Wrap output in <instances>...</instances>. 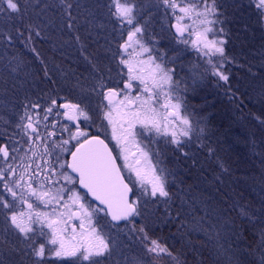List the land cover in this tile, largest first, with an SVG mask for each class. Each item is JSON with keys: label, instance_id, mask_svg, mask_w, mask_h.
Instances as JSON below:
<instances>
[{"label": "snow or ice", "instance_id": "snow-or-ice-1", "mask_svg": "<svg viewBox=\"0 0 264 264\" xmlns=\"http://www.w3.org/2000/svg\"><path fill=\"white\" fill-rule=\"evenodd\" d=\"M59 2L67 17V28L76 30L72 23L76 19L72 14L73 3L71 0ZM160 5L166 16L170 12L175 18V24L170 25L175 28L173 39L185 46L191 45L208 57L212 75L227 84L230 76L221 68L230 57L225 51L227 41L217 38L225 32L223 27H218L223 25L225 15L218 0H159ZM247 6L254 9L257 22L264 26V0H249ZM106 7L114 21L113 30L119 36L116 50L112 52L117 61L116 78L111 75L110 67L105 66L108 73L105 75V69L89 61L93 73L87 86L77 81V98L49 95L46 105L39 100L25 103L14 129H19L27 137L25 143L29 144L31 156L25 152L24 157L29 160L39 157L43 166L15 165L17 159H24L16 155L20 151L16 146L19 142L9 136L8 143H0V214L7 225L5 231L13 230L18 234L23 245L20 250L29 256V264H48L52 257L59 260L75 258V264H106L115 254L117 245L112 236L106 235L105 229L118 228L122 221L131 233L129 239H138L142 250V254L130 258L129 264H155L162 257L180 264L166 244L149 235L146 225L136 227L134 218L143 215L141 197L156 201L163 198L167 204L172 194L169 190L171 173L151 163L148 151L136 140L138 133L135 129L139 125L140 135L148 132L170 137L167 143L174 145L184 157L195 156V152L186 149L191 150L194 145L204 147L198 135L203 129L199 124L194 127L191 118L183 114L182 97L173 95L176 91L173 87L174 69L168 65L179 58L180 52L176 51L166 59L168 53L156 47L159 42L154 37L145 41L148 20L143 16L144 9L139 0H109ZM236 7L243 5L237 4ZM24 11L26 0L23 4L21 0H0V13L17 14L22 18ZM27 27L34 30L36 36L41 35L33 25ZM16 33L17 37H24L21 43L32 40V31L26 37L20 29H16ZM6 39L15 42L11 34H6ZM75 39L80 41V36L77 34ZM83 48L81 45L82 52ZM30 50L40 58L34 46ZM214 56L221 58L218 63H213L211 57ZM133 90L138 94L133 95ZM50 115L62 116L70 122L61 126L59 139H46L57 135L47 131L49 125L46 122ZM96 120H100L105 131L111 128L112 139L120 147L123 167L130 175H135L139 184L141 191L138 195H131L133 189L125 182L117 157L105 141L98 135H90L81 126L95 124ZM260 122L264 123V120ZM177 125L179 130L175 127ZM42 126L46 135L41 132ZM65 133L67 138H64ZM130 145L135 146V152ZM208 151L212 153L214 149ZM17 167H20L19 173ZM220 167L227 171L223 163ZM77 184L98 202L95 207H87L81 193L70 187ZM19 205H26L27 211L18 210ZM40 206L49 210L43 211ZM240 214L253 223V216L246 210L241 209ZM252 240L256 242V249L249 244V254L255 250L264 253V228L254 233ZM10 250L17 251V246H11ZM260 264H264V254L260 257Z\"/></svg>", "mask_w": 264, "mask_h": 264}, {"label": "rangeland", "instance_id": "rangeland-1", "mask_svg": "<svg viewBox=\"0 0 264 264\" xmlns=\"http://www.w3.org/2000/svg\"><path fill=\"white\" fill-rule=\"evenodd\" d=\"M108 2L109 0H80L75 6L73 5L72 14L76 19L72 23L76 26V30H69L66 26L67 17L63 13V6L60 5L59 0H43L42 2L33 0L34 9L30 11L35 15L36 22L44 23L46 28L44 29V24H39V26L36 24L34 27L39 31L42 28L44 29L47 36L42 34V37L44 36L42 40L44 43L46 41L48 46L45 51L40 48L42 50L40 58L35 57L34 59L33 66L37 62L39 64L37 69L29 71L30 76L34 79L35 95L33 101L39 100L41 104L46 105L49 95H58L69 99L77 98L79 92V89L75 87L77 81L79 80L81 85L87 86L91 78V76H88L79 79L76 76L78 69L85 68L88 72L91 71L92 74L93 69L89 61L94 63L97 61L95 57L98 55L92 54V48L90 47L92 43H95L90 40L91 35H96L97 38L93 40L102 45L99 54L105 55V57L108 55L109 61L113 62L103 64L101 69H105V66L110 67L112 69L111 75L116 78L117 61L112 57V52L116 50L119 36L113 30L114 21L110 19L106 7ZM218 3L222 5L221 10L225 13L222 17L224 23L218 27H223L225 32L220 33L217 38H223L227 41L225 51L226 55L230 57V60L224 61L221 68L230 76L227 84L212 75L211 65L207 63L208 57L198 53L191 45L185 46L173 39L175 28L170 27V25L175 24V18L171 16L170 12L167 16L165 15L163 6H158L159 0H139V4L144 9L143 16L148 20L144 34L145 41L154 37L159 42L156 47L168 53L166 59L172 57L176 51L180 52L179 58L168 65L174 69L173 87L176 91L173 95L182 97L183 114L191 118L194 127L199 124V127L203 129L198 135L204 147L198 148L194 145L191 150L186 149V151L195 152V156L184 157L175 150L174 145L167 143L170 137L156 136L154 133L148 132L140 135L141 129L137 125L135 129L138 133L136 140L142 148H145V151H148L151 163L158 164L159 167L171 173L169 175V190L172 199L165 204L163 198L156 201L141 197L143 215L134 219L136 227L141 224L146 225L149 229V235L166 244L180 263L193 264L195 257L192 255L195 254L193 253L195 251H197L196 254L199 258L198 255L203 256L201 253L205 250L210 251L211 249V254L214 255L216 252L219 253L217 250L225 248L224 252L227 255L229 252L235 253L233 249L236 248L242 254V264H260V257L264 253L255 250L252 254H249L251 251L248 248L249 244L252 245V249H256V242L252 240V237L247 239L243 235L242 229L250 231L253 235L264 228V203L259 204L257 200L261 195L264 196V192L263 194L260 193V196L252 190H248L249 193L246 195L243 194L244 197H249V195L252 197L247 206H243L242 200L236 203L228 202V197H233L234 194L238 197L240 194L237 191H240L245 185L247 186L246 189H249L255 187L257 183L251 181L248 185L239 181L240 178L235 176L237 171L240 174V155L235 157L234 165L230 167L231 171L236 170V174L227 178L230 172L227 174L226 171L221 169V162L216 163L217 150L212 148V146H216V143L211 141V132L207 128L211 125V119L215 115L211 112V106L222 105L232 124L240 128L245 122V116L242 113L243 98L247 97L248 103L253 105L254 108L259 107L261 104L264 105V26L257 22L254 9L247 6L249 0H218ZM237 4H241L243 7L238 8L236 7ZM75 7L78 8L74 9ZM49 30L54 36L48 37ZM77 34L80 36V41L75 39ZM81 45H84L83 52ZM108 45L111 46L107 47ZM13 47H16V45ZM85 56L88 59H85ZM211 59L213 63H218L221 58L214 56ZM41 60L43 63H41ZM45 71H47V76ZM71 74H74V76L71 77ZM105 75H108L106 69ZM235 93L239 95L235 96ZM136 94L138 92L133 90V95ZM29 100L32 101L31 97H28ZM239 100H241V104H237ZM17 121L18 115L15 116L14 122ZM207 121L209 125L206 124ZM46 123L49 125L47 131L57 133L56 137H46L50 140L59 139L61 126L70 122L62 116L50 115ZM106 123L105 121L104 124ZM53 125L55 126L53 127ZM81 126L90 135L104 137L109 142L116 154L117 163L121 166L125 181L133 189L131 195L133 197L138 195L141 191L139 184L136 182L135 175H130L127 169L123 167L124 162L120 157V147L112 139L111 128L108 127L105 131L101 127L100 120H96L95 124H82ZM175 127L179 130L178 125ZM11 131L13 132V129ZM15 131L14 137L17 138L14 141L20 143V151L16 155L24 157V153L28 152V156H31L29 144L25 143L27 137L23 136L20 130L19 132ZM41 132L45 133L43 126ZM18 136L21 138H18ZM64 138H67L66 133ZM130 147L133 152L136 151L135 146L130 145ZM239 147L241 148L240 145ZM209 148L214 149V152L209 153ZM193 160H195V163H193ZM22 163H29L32 168H35L37 164L43 166V161L39 157L32 160L24 157L23 161L17 159L14 162L17 166ZM142 164L146 166V162L143 160ZM204 167L209 170L208 173L203 171ZM17 172H20V167H17ZM70 187L76 188L81 193L83 203L87 207L92 208L97 205L79 188L78 184L70 185ZM0 189L2 190V186ZM209 194H211L212 200L211 207L210 201L209 205L207 204L208 201H205ZM221 196H227L226 201L221 202ZM217 206L224 209L217 211ZM40 207L43 211L49 210L43 206ZM241 209L246 210L249 215L253 216V223L248 222L247 216L240 214ZM18 210L27 211V206L19 205ZM210 214L214 217H211L209 226L206 219L210 217ZM124 224L125 222H122L118 228L105 229L106 235L112 236L117 245L115 254L108 259L106 264H129L131 257L142 254L139 240L135 237L129 239L131 233L129 228L124 227ZM184 245L186 246L184 247ZM202 248L205 250H202ZM24 258L26 264H28L27 260L30 259L27 255H24ZM233 259L231 257L230 264H241L239 257ZM55 262L75 264V258L59 260L52 257L49 259L48 264H54ZM174 262L172 259L162 257L155 264H171ZM81 264H87V262H81ZM211 264H215V260H212Z\"/></svg>", "mask_w": 264, "mask_h": 264}, {"label": "trees", "instance_id": "trees-1", "mask_svg": "<svg viewBox=\"0 0 264 264\" xmlns=\"http://www.w3.org/2000/svg\"><path fill=\"white\" fill-rule=\"evenodd\" d=\"M42 1L43 0H40V2ZM79 1L80 0H71L74 6ZM21 2L23 4L24 0H21ZM33 5V0H26V11L23 12L22 18L17 14H12L11 16H9L6 13H0V118H2L0 119V143H8L9 141L7 140V137L9 136H12L13 141L15 140V138H17L14 137V124L18 122H14L15 116L22 113L21 111L24 109L25 103L28 101V97H31L32 101L34 100V79L30 76L29 71L31 69H37L39 64L37 62V64L33 66L36 55L30 50V48L34 46L40 54H42V50L45 51L48 49L46 41L44 43V41L42 40V38L44 37H42V34L46 35L44 33V29L46 28L45 24L36 22L35 15L30 11L34 9ZM77 8L78 7H75L74 9ZM36 24H38V26L39 24H44V29L42 28L40 30V36H36L35 31L27 27L28 25L36 26ZM16 29H20L21 31H23L25 33V37L28 35L29 31H32V40L21 43V40H24V37H17ZM6 34H11L14 37L15 42L10 43L6 39ZM51 35L53 34L49 30L48 37H51ZM94 38H97V36L91 35L90 40L94 41L95 43H92L90 47L92 48V54L98 55L95 57V59L97 60L95 61V63L100 66V68L107 62L113 63L112 61H109L108 55H106L107 57H105V55L99 54L102 45H99L97 41L93 40ZM14 45H16V47H13ZM110 46L111 45H108L107 47ZM40 48L42 50H40ZM76 74L79 79H82L83 77L86 78L90 76L91 71L88 72L85 68H79ZM73 76L74 74H71V77ZM234 95L236 96L239 94L235 93ZM234 95H232V97H234ZM261 99L263 100V98ZM248 102L249 101L247 97L243 98L242 113L245 116V122H243V125H241L240 128L232 124L230 117L226 114V110L222 105L211 106V112L215 113V117H212L211 125L207 128L210 129L211 132V141L216 143L215 147L212 146V148H215V150H217L216 156H218V158L216 163H223L224 168L227 169V174L230 172L227 175V178L231 176L233 177L236 174V170L231 171L230 167H233L235 157L240 155V174H238L237 171V175L235 176L240 178L239 181L248 185H250L251 181L253 183H257L255 187L246 189L247 186L245 185V189L243 187L240 189V191L238 190L237 192L238 194H240L238 197L235 194L233 195V197H228V202L232 203H236L237 201L242 200L243 206H247L248 202L252 198L250 195L249 197H244L243 194L246 195L250 190H252L256 191L258 196H260V193L263 194L264 192V123L260 122L261 120H264V105L261 104L259 107L254 108V106ZM237 104H241V100H239ZM257 117H259L260 119L258 120ZM6 121L8 123H6ZM206 124L209 125L208 121L206 122ZM12 129L13 132L11 131ZM15 132H19V129H17ZM213 136L215 137L213 138ZM18 138L21 137L18 136ZM19 144L20 143L16 145L18 148ZM239 145L241 146V148L239 147ZM203 171L205 173L209 172V170L205 167ZM243 183L242 185H244ZM1 186L2 183H0V187ZM0 191L2 190L0 189ZM208 196L209 197L205 201H208V205L210 201L211 207V194H209ZM221 197V202L226 201L227 196ZM257 200L259 204L264 203V196L261 195ZM219 209L224 208H219L217 206L216 210L218 211ZM213 211L215 212V210ZM209 216L210 219L207 217L206 221L208 220V224L210 226V222L212 219L211 217L214 216H212L211 214ZM6 227L7 225L5 224L4 218L1 215L0 261H3V264H26V260L24 258L25 254L20 250L21 248H23V245L20 244L18 234L13 232V230L5 231ZM242 232L247 239H251L252 234L250 233V231H245L242 229ZM13 245L17 246V251L15 252H12L10 250L11 246ZM185 246L186 245H184V247ZM208 248L210 249L209 243ZM224 249L225 248H221V250H217L219 251V253L216 252L214 255H212L211 249L210 251H207L202 248V250L205 251H202L201 254L203 256H206L205 258L203 256L200 257L199 253L198 258L196 254L197 251H195L193 252L195 254L192 255L193 257H195L193 259V264H211L212 260H215V264H230L231 257H233L234 259L239 257L240 263L242 264V254L239 250H236L235 248L233 249V252L235 253L229 252V254L226 255ZM228 250L230 249L228 248ZM29 261L30 260H27L28 264ZM54 264L63 263L55 262ZM171 264H176V262Z\"/></svg>", "mask_w": 264, "mask_h": 264}, {"label": "water", "instance_id": "water-1", "mask_svg": "<svg viewBox=\"0 0 264 264\" xmlns=\"http://www.w3.org/2000/svg\"><path fill=\"white\" fill-rule=\"evenodd\" d=\"M101 138V137H100ZM101 139H103V138H101ZM104 140V139H103ZM106 143V142H105ZM107 144V143H106ZM109 147V146H108ZM113 154V153H112ZM126 182V181H125ZM79 185V184H78ZM79 188L82 190V191H84L86 194H87V196L94 202V203H96V204H98V202L97 201H95L94 200V198L89 194V193H87V190L86 189H83L80 185H79ZM123 222V221H122ZM122 222H120V223H122Z\"/></svg>", "mask_w": 264, "mask_h": 264}, {"label": "flooded vegetation", "instance_id": "flooded-vegetation-1", "mask_svg": "<svg viewBox=\"0 0 264 264\" xmlns=\"http://www.w3.org/2000/svg\"><path fill=\"white\" fill-rule=\"evenodd\" d=\"M104 138V137H103ZM105 139V138H104ZM106 140V139H105ZM106 142H107V144H108V146L110 147V149L112 150V148H111V146H110V144H109V142L106 140ZM112 153L114 154V156H116V154L114 153V151L112 150Z\"/></svg>", "mask_w": 264, "mask_h": 264}]
</instances>
